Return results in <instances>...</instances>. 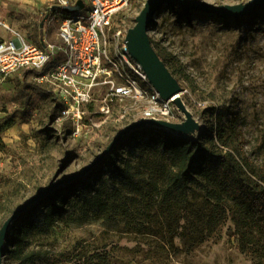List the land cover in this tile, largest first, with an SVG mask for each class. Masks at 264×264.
Wrapping results in <instances>:
<instances>
[{"label": "rangeland", "instance_id": "374dc122", "mask_svg": "<svg viewBox=\"0 0 264 264\" xmlns=\"http://www.w3.org/2000/svg\"><path fill=\"white\" fill-rule=\"evenodd\" d=\"M202 1L222 6L250 0ZM147 2L131 0L112 25L133 28ZM1 14L33 42L58 39L59 24L47 21L44 0H4ZM151 24L153 46L183 85L180 96L201 124L190 137L220 147L219 132L224 127L223 136H231L229 121L234 119L244 149L264 160V4L235 19L165 2ZM62 109L40 71L22 70L0 82V229L28 198L55 183L49 194L61 190L55 202L62 205L51 221L48 200L30 210V230L18 252L10 251L17 245L14 238L6 241L3 264H264V236L253 230L245 240L238 237L234 210L204 241L191 238L198 220L183 205L164 201L162 190L155 189L140 157L148 154L142 132L125 138L91 172L58 184L92 164L141 113L129 110L123 116V107L114 106L105 116L92 106L76 134L71 118L59 119ZM172 119H185L175 104ZM230 147L236 154L239 140L234 137ZM115 159L131 163L139 191L113 175ZM78 179L75 187L66 186ZM196 194L204 202L205 191L198 188ZM93 197L101 198L103 206L92 207Z\"/></svg>", "mask_w": 264, "mask_h": 264}, {"label": "built area", "instance_id": "2783aa9c", "mask_svg": "<svg viewBox=\"0 0 264 264\" xmlns=\"http://www.w3.org/2000/svg\"><path fill=\"white\" fill-rule=\"evenodd\" d=\"M0 0V82L22 70L40 71L63 104L62 118H71L76 134L87 111L109 116L114 106L140 111L141 118L173 121V100L165 101L135 61L126 39L128 30L115 28L131 0H82L84 6L67 12L81 0H44L48 22L57 20L58 39L29 40L5 21Z\"/></svg>", "mask_w": 264, "mask_h": 264}, {"label": "trees", "instance_id": "16d2710c", "mask_svg": "<svg viewBox=\"0 0 264 264\" xmlns=\"http://www.w3.org/2000/svg\"><path fill=\"white\" fill-rule=\"evenodd\" d=\"M226 111L232 112L229 108ZM229 122L231 136L224 137L225 129L222 127L218 136L220 147L213 141L209 145L206 140L194 139L187 134L177 137L171 129L153 125L125 135L106 158L112 155L125 138H135L142 132L146 140L141 143L147 148L148 154L140 157L144 160V166L151 170V179L156 183L155 189L162 190L164 201H172L175 205H183L182 208L192 211L198 220L197 223L194 222V226L199 225L193 230L191 237L196 243L204 241L230 210H234L233 220L238 237L245 240L248 238L247 233L251 234L253 230L264 236V160H258L253 152L244 149L243 139L238 138L237 122L234 119ZM12 124L10 121L1 129L5 130ZM234 137L239 140L236 154L230 147ZM165 160L169 161V165L164 164ZM112 169L114 176L130 183L135 190H140L139 183L133 178L134 169L130 162L121 164L115 159ZM80 180L69 182L66 186L73 188ZM198 188L206 193V196H202L204 202L197 201ZM60 191L56 189L40 198V201L31 205L13 223L7 238H14L16 241L17 245L10 250L12 253L20 250V243L30 230L31 221L26 219L30 210L48 200L49 221L62 210V205L55 202V196ZM62 199L66 201V194H63ZM103 202L99 197L90 198L92 207H101ZM181 228L184 226L181 225Z\"/></svg>", "mask_w": 264, "mask_h": 264}, {"label": "water", "instance_id": "95a60500", "mask_svg": "<svg viewBox=\"0 0 264 264\" xmlns=\"http://www.w3.org/2000/svg\"><path fill=\"white\" fill-rule=\"evenodd\" d=\"M165 2H179L186 8L194 5L201 9H208L219 16L223 15L226 18L235 19L253 14L264 4V0H250L247 3H239L236 5L224 4L222 6H214L202 0H148L142 13L138 15L136 19V26L130 28L127 32L126 39L129 46V53H131L132 58L136 62L138 61L144 67L149 80L154 84L157 91L160 93V95H162L164 100H173L178 109L183 111L185 114V119L182 122H173L169 120H158L155 118H141L139 121L130 123L123 131L113 138L111 144L100 154L99 157H97V159L92 164L85 167L79 174L59 181L58 184L74 180L75 178L91 172L93 168H95L106 158L107 154H109L111 150L115 148V146L121 141L123 137H125V135L132 131L139 130V128L156 125L167 129L169 128L172 131L180 134L184 133L188 135H192L200 130L201 124L197 119L194 118L191 111L187 109L182 97L180 96L181 92L184 91L183 85L177 80L170 68L165 64L163 58L155 50L152 39L149 37V30L152 26L151 22L162 11V6ZM83 6L84 3L81 0L76 6H65L64 10L67 12H73L77 11ZM153 8L157 9L156 15H153ZM42 26L43 23L41 24V27ZM56 185L57 183H55L54 186L42 189L38 194L28 198L26 202L18 207L12 213V216L3 224L0 229V264H3L2 257L6 252L5 243L11 232L10 229L13 223L18 220L19 217L24 214L31 205L37 201H40V198L44 197L45 195H48Z\"/></svg>", "mask_w": 264, "mask_h": 264}]
</instances>
